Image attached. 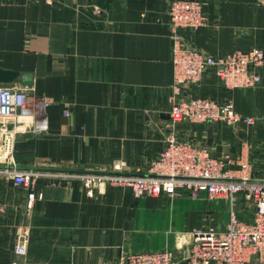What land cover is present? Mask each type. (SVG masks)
I'll use <instances>...</instances> for the list:
<instances>
[{"label": "crops", "instance_id": "crops-1", "mask_svg": "<svg viewBox=\"0 0 264 264\" xmlns=\"http://www.w3.org/2000/svg\"><path fill=\"white\" fill-rule=\"evenodd\" d=\"M207 21L186 32L187 44L216 57L235 50L264 51V0H202ZM170 0H0V68L34 75L30 89L50 96V129L20 135L15 165L42 173L36 199L0 176V264H120L127 254L187 253L193 233L212 225L225 230V198L187 195L135 197L106 187L88 197L59 172L147 173L170 137L205 145L250 164L264 178V65L258 85L227 90L210 73L185 88L192 97L231 102L256 125L172 123L174 83ZM6 86H24L20 79ZM69 110L70 116L64 111ZM237 175L238 165L230 167ZM244 220L253 211L240 198ZM29 239L15 252L21 227Z\"/></svg>", "mask_w": 264, "mask_h": 264}, {"label": "built area", "instance_id": "built-area-1", "mask_svg": "<svg viewBox=\"0 0 264 264\" xmlns=\"http://www.w3.org/2000/svg\"><path fill=\"white\" fill-rule=\"evenodd\" d=\"M52 4L53 0H46ZM170 36L173 42L174 83L169 96L172 123H225L256 125V117L238 113L231 102L211 97H192L185 88L200 83L213 73L227 90L258 85V69L264 65V51L235 50L216 57L187 44L185 35L206 24L202 0H170L168 7ZM50 96L35 94L30 87L0 84V176L27 193L31 209L42 195L36 184L42 173L20 170L15 165V149L20 135L42 136L48 133ZM70 116V111H64ZM238 165L237 175L230 168ZM125 163L108 172H59L47 176L80 183L88 197L106 187L131 190L135 197L187 195L197 199L202 193L210 198H225L230 217L225 230L212 225L193 233L187 253L178 257L173 251L127 254L120 264H264V178L255 177L250 164L229 154L216 156L212 149L170 137L159 157L149 164L147 173H127ZM242 199L253 211L252 220H244L238 202ZM29 239L28 228L19 229L15 252L24 255Z\"/></svg>", "mask_w": 264, "mask_h": 264}, {"label": "water", "instance_id": "water-1", "mask_svg": "<svg viewBox=\"0 0 264 264\" xmlns=\"http://www.w3.org/2000/svg\"><path fill=\"white\" fill-rule=\"evenodd\" d=\"M17 79H20L22 85L31 87L33 85L34 75L32 73H20L18 71L0 68V84L12 83Z\"/></svg>", "mask_w": 264, "mask_h": 264}, {"label": "rangeland", "instance_id": "rangeland-1", "mask_svg": "<svg viewBox=\"0 0 264 264\" xmlns=\"http://www.w3.org/2000/svg\"><path fill=\"white\" fill-rule=\"evenodd\" d=\"M248 88V87H247Z\"/></svg>", "mask_w": 264, "mask_h": 264}]
</instances>
